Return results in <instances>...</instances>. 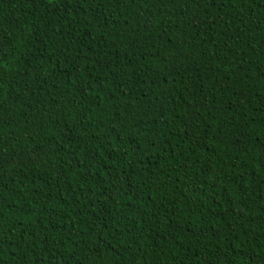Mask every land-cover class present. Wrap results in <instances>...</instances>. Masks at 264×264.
Segmentation results:
<instances>
[{
  "label": "trees",
  "instance_id": "trees-1",
  "mask_svg": "<svg viewBox=\"0 0 264 264\" xmlns=\"http://www.w3.org/2000/svg\"><path fill=\"white\" fill-rule=\"evenodd\" d=\"M0 264H264V0H0Z\"/></svg>",
  "mask_w": 264,
  "mask_h": 264
}]
</instances>
